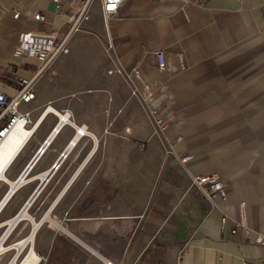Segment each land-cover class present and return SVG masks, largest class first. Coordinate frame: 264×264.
<instances>
[{
	"label": "crops",
	"instance_id": "crops-1",
	"mask_svg": "<svg viewBox=\"0 0 264 264\" xmlns=\"http://www.w3.org/2000/svg\"><path fill=\"white\" fill-rule=\"evenodd\" d=\"M60 2L64 10L75 4V0ZM37 12L44 22L33 19ZM63 21L54 0H0V91L12 96L18 79L31 77L40 66L35 58L13 53L20 33L61 29ZM94 39L104 43L110 60L97 55L92 62ZM156 50L164 57L162 69L155 64ZM83 53L90 66L80 72ZM176 54L183 57V69H178ZM115 68L131 81L123 74L104 72ZM132 86L138 95L131 93ZM89 87L106 93H92L86 90ZM32 88L33 100L20 105L31 118L32 134L0 173V204L12 189L0 205V236L11 228L8 244L27 238L33 223L37 232L47 217L57 224L49 212L102 138L123 141L125 137L116 136L125 125L128 138L142 141L149 136V123L137 105L145 102L169 118L167 139L180 136L174 152L189 154L190 159L181 166L176 157L164 156L157 144L151 146L150 166L156 174L162 163L163 175L149 208L142 213L120 205V199L113 205L102 201L100 209L90 205L88 217L82 218V234L62 226L77 240L63 234L102 264H264V247L229 232L233 220L264 230V0H124L105 27L94 0L87 20L70 37L67 54L41 71ZM78 90L89 93L91 108L94 103L103 107L108 97L116 107L123 106L112 129L104 128L108 118L103 115L96 125L86 119L75 123L69 111L77 128L58 123L52 134L56 114L61 117L64 110L56 107ZM78 126H84L86 133H74ZM81 140L84 147L90 140L86 154L56 194V171L65 164L74 166L71 162ZM62 151L66 154L36 196L44 193L50 199L47 210L34 217L27 212L29 206L26 216L16 217ZM33 157L24 182L16 186L14 181ZM92 165H86L82 175L87 176ZM189 174H214L224 185L225 196L211 207L196 188L188 187ZM5 255L0 254V262Z\"/></svg>",
	"mask_w": 264,
	"mask_h": 264
},
{
	"label": "rangeland",
	"instance_id": "rangeland-1",
	"mask_svg": "<svg viewBox=\"0 0 264 264\" xmlns=\"http://www.w3.org/2000/svg\"><path fill=\"white\" fill-rule=\"evenodd\" d=\"M94 41L90 44L92 49L96 48L92 62L95 61L97 55L104 56L108 60L109 52L104 43L97 39H94ZM89 66L90 58L83 53L80 56L78 69L81 72L84 71L81 68L87 70ZM104 72L106 75L118 76L114 70H111L110 74L107 69ZM86 90H91L92 93L98 92V95L106 93V91L101 92V88L94 89L89 87ZM86 90L69 93L65 101H62L56 109L62 108L70 111L74 116L75 123L86 119L93 125H96L101 123L100 117L103 115L104 118H108L106 122L104 121V128L112 129V123L121 114L123 106L117 104L116 107L108 97L109 100L107 98V102L103 107L100 103H94L96 107L93 105L91 108L92 104L88 98L90 95ZM137 105L141 109L144 119L146 118L149 123V136L142 141L128 138V132H122L125 125L121 127L122 134L116 136V138L120 139L125 137L123 141L119 140V142H116L110 136L108 137L109 139L102 138L95 153L86 163L87 167L90 163H93L88 175H82L84 169L87 168L85 165L56 202V208L49 212V216L56 220L57 224H52L51 219L47 217L38 227L35 235L37 245L35 249L42 257L39 264H102L63 234L61 228L63 226L70 231H79L82 234L84 229L83 224H80V222H82V218L88 217L90 205H97V209H100L99 206L102 201L105 204L113 205L117 203V199H120V205L124 204L130 208H139L142 213L149 208L154 188L158 187L159 180L163 175V171L161 170L162 163L159 164L160 170H157L156 174L153 172L154 168L151 167L153 161L150 160V148L157 144L162 150V154L164 156L166 154L163 149V140L152 135L149 116L144 107L145 104L142 102ZM62 135L63 131L58 135L56 142ZM87 141L88 143L84 147V141L81 140L80 148L78 151H75L74 157L72 156L75 161L71 163H74V166H67L65 164L56 171V194L65 184L70 172L86 154L87 148L90 145V140ZM127 142L130 144L127 145ZM104 197L105 199H103ZM49 200V198H45L44 193H41L30 205L27 212L34 217L38 214L42 215L49 206ZM8 243L10 242L6 241L4 245ZM26 250L20 253V258L23 257ZM15 252V250L6 252V259L0 262V264H6Z\"/></svg>",
	"mask_w": 264,
	"mask_h": 264
},
{
	"label": "built area",
	"instance_id": "built-area-1",
	"mask_svg": "<svg viewBox=\"0 0 264 264\" xmlns=\"http://www.w3.org/2000/svg\"><path fill=\"white\" fill-rule=\"evenodd\" d=\"M94 0H75V4L72 8L63 9L60 0H54L56 14L64 18L62 28H56L55 30L42 31H25L20 33L18 42L14 48V54L20 56H28L37 59L40 62V66L35 70L33 75L29 78L20 77L18 79V87L15 94L12 96L0 91V146L4 141L16 130H24L28 137L32 134V122L28 112L20 110L22 103H28L34 98V91L32 88L33 82L41 71H44L60 56L67 54L68 52V41L72 34L81 29L82 24L88 18V11L91 7V3ZM99 4V10L103 25L105 27L106 20L110 16L116 13L118 6L124 0H97ZM18 13L13 14V18H17ZM33 19L39 22H44V16L40 12L33 14ZM110 48V46H108ZM155 64L158 69L164 67V57L160 50H156L154 53ZM178 69L184 68L183 57L180 54L175 55ZM116 73L123 74L127 81H131L128 74H124L120 69L115 68ZM135 73V72H134ZM137 76V74L135 73ZM132 94H137L136 88L132 86ZM145 108L149 116L151 124L152 135L157 136L163 140L164 150L166 154H170L177 158L178 163L181 166L190 159L189 154L176 155L173 149V144L180 139V136L175 135L171 140L166 137L167 122L169 118H165L156 107L150 106L145 103ZM49 110V106L45 108ZM52 111V110H51ZM64 117L57 116V122L52 130V134L57 131V124H69L71 117L70 112L63 110L60 112ZM78 131L74 129V133ZM45 143V141L43 142ZM26 175V174H25ZM24 175V176H25ZM188 187L196 188L202 198L208 202L212 207L214 202L218 199H222L225 196V188L222 182L214 174H201L188 176ZM20 178V175L16 180ZM226 220L225 216L220 218V222L224 223ZM11 231V230H10ZM10 231L5 230L0 236V243L4 244ZM229 232L231 234L239 233V235L246 241H250L254 245L264 247V230L257 231L247 226L242 220H233L232 227ZM18 242V241H16ZM4 245L6 248L13 247L16 243ZM4 250V253L10 250ZM15 250V249H14ZM16 251V250H15ZM19 252L16 257L15 254L7 261L6 264H14L15 261L20 263L25 255L20 258ZM15 259L13 260V258ZM13 262V263H11ZM248 264V263H246Z\"/></svg>",
	"mask_w": 264,
	"mask_h": 264
},
{
	"label": "bare ground",
	"instance_id": "bare-ground-1",
	"mask_svg": "<svg viewBox=\"0 0 264 264\" xmlns=\"http://www.w3.org/2000/svg\"><path fill=\"white\" fill-rule=\"evenodd\" d=\"M108 72L110 73L111 70H108ZM68 111V110H67ZM60 116V115H59ZM61 117H64V115H62ZM70 117H71V113H70ZM69 125L77 128V126L74 124L72 117L70 120ZM33 126V125H32ZM79 129H76L78 132L76 134H85V129L84 126H78ZM127 127L124 128V132L127 131ZM28 138V135H26V133L24 132V130H14L12 132V134L4 141V143L0 146V173L2 172L3 168L6 166V164L9 162V160L12 158V156L15 154V152L17 151V149L20 147V145L22 144V142ZM69 143L73 144L75 143V140L70 141ZM64 155L66 154V151L63 152ZM68 153V152H67ZM26 176V175H25ZM25 176H21L18 180H15L13 184L20 185L21 183L24 182V177ZM68 186V185H67ZM62 193V192H61ZM58 197V196H57ZM23 216H26V212L22 213ZM37 224L33 223V228L32 231L30 232V234L26 237H24L23 239L18 240V242H16L14 244V249L16 250V255L19 252H23L25 249H27L25 251V257L24 259L18 263L15 261L14 264H39V262L41 261V257L36 253L35 249L33 248V244H34V239H35V233H36V228H37ZM62 231L65 234H68V236H72L68 230L64 229L62 226ZM11 228H9L8 231H10ZM74 239L77 240V238H75L74 236H72ZM29 246V247H28ZM8 248H6L5 246L3 247L2 244H0V254L4 253V250H7ZM8 250H13V249H8ZM15 257L13 258V260L15 259ZM13 263V262H11ZM104 264H114L111 261H106Z\"/></svg>",
	"mask_w": 264,
	"mask_h": 264
},
{
	"label": "water",
	"instance_id": "water-1",
	"mask_svg": "<svg viewBox=\"0 0 264 264\" xmlns=\"http://www.w3.org/2000/svg\"><path fill=\"white\" fill-rule=\"evenodd\" d=\"M48 139H50V138H47V139L45 140V143H43V145L40 146V147L38 148L37 153L35 154V156L38 155V154H40V153L43 151V149H44L43 146L46 145V144L48 143ZM35 156H34V157H35ZM34 157H33L32 160L26 165V167L24 168V170H23L22 173L20 174V177H21V176H24L25 174L28 173V171H29L30 168H31L32 161H33ZM62 157H64V153H63V151L60 152L59 156L56 158V161H55V163L52 165L51 169H50L48 172H46V173L42 176V180L39 182V184L37 185V187L35 188V190L33 191V193L29 196V198L27 199V201L25 202V204L23 205V207L21 208L19 214H18L16 217H21L20 215H21L23 212H26L27 208H28V207L30 206V204L33 202V200L35 199V197L37 196V194L39 193V191L42 189V187L44 186V184L46 183V181L48 180V178H50L52 172L54 171V169L56 168V166L59 164V162H60V160H61ZM11 192H12V189H10V190L8 191V193L4 196L3 201L6 200V199L9 197V195L11 194ZM3 201H1V204H0V205H2ZM15 219H16V218H15ZM17 219H19V218H17ZM17 219H16V220H17ZM16 220H15V221H16Z\"/></svg>",
	"mask_w": 264,
	"mask_h": 264
}]
</instances>
